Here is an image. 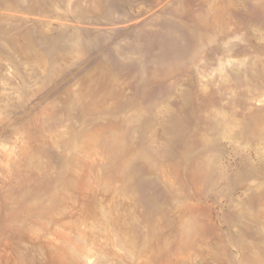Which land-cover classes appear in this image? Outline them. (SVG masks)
Instances as JSON below:
<instances>
[{
    "label": "rangeland",
    "instance_id": "1",
    "mask_svg": "<svg viewBox=\"0 0 264 264\" xmlns=\"http://www.w3.org/2000/svg\"><path fill=\"white\" fill-rule=\"evenodd\" d=\"M0 264H264V0H0Z\"/></svg>",
    "mask_w": 264,
    "mask_h": 264
}]
</instances>
